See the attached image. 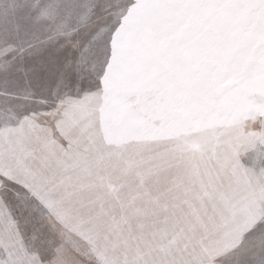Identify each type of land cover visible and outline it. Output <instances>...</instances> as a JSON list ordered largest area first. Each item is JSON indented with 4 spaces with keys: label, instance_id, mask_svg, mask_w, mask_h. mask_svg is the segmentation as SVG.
Segmentation results:
<instances>
[{
    "label": "snow or ice",
    "instance_id": "6c2138e0",
    "mask_svg": "<svg viewBox=\"0 0 264 264\" xmlns=\"http://www.w3.org/2000/svg\"><path fill=\"white\" fill-rule=\"evenodd\" d=\"M0 264H264V0H0Z\"/></svg>",
    "mask_w": 264,
    "mask_h": 264
}]
</instances>
